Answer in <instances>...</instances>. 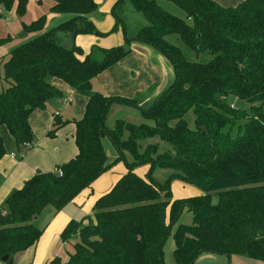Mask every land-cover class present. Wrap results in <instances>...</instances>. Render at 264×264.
Here are the masks:
<instances>
[{
    "label": "trees",
    "instance_id": "trees-1",
    "mask_svg": "<svg viewBox=\"0 0 264 264\" xmlns=\"http://www.w3.org/2000/svg\"><path fill=\"white\" fill-rule=\"evenodd\" d=\"M16 1L0 0V7L10 12ZM52 1L51 13L62 19L47 27L46 16L25 23L27 1L19 0L17 17L27 36L4 64L8 88L0 92V128L8 130L17 147L33 149L31 114L64 98L53 79L89 101L83 117L73 121L77 156L54 172L37 173L0 207V261L9 256L12 263L7 264H13L17 254L38 243L44 228L35 223L47 208L62 211L113 166L124 163L126 174L96 202L94 219L73 220L62 232L64 243L79 238L68 262L55 258L49 264H165L163 247L170 236L175 264H196L206 255L248 257L264 264V115L257 109V117L246 119L228 102L234 97L264 105V0H244L236 7L215 0H166L185 19L166 13L156 0H118L111 32L121 27L124 45L94 46L89 54L75 40L107 36L91 20L99 10L96 1ZM126 3L148 23L134 37L115 12ZM169 37H178L197 57L209 60L189 61ZM10 40L0 37V46ZM135 43L156 50L174 70L173 84L147 110L137 99L108 98L92 89L93 80L130 55ZM114 104L138 110L146 123L117 120L108 128ZM190 111L194 128L186 120ZM243 118L246 123L240 126ZM67 123L56 116L48 137L55 138ZM153 138L170 148L159 153L157 144H149L142 151V143ZM106 140L117 153L112 162ZM5 156L0 136V162ZM146 166L145 177L135 172ZM159 169L171 172L163 185L154 179ZM176 181L203 194L173 200ZM186 211L192 215L190 225L180 224Z\"/></svg>",
    "mask_w": 264,
    "mask_h": 264
},
{
    "label": "crops",
    "instance_id": "crops-1",
    "mask_svg": "<svg viewBox=\"0 0 264 264\" xmlns=\"http://www.w3.org/2000/svg\"><path fill=\"white\" fill-rule=\"evenodd\" d=\"M95 1L99 6V10L97 13L91 16V20L100 33L108 34L114 27L112 21H110L109 18L108 22L105 24L100 21H102V15L109 13V8L103 7L102 0ZM115 1L116 0L110 3V7L112 6V8H114L117 3H115ZM215 1L224 7H236L244 0ZM0 13L2 14L1 9ZM49 18L52 20L57 19L58 22L62 19L60 15H58V17H54L52 15V17L50 16ZM3 19L4 16L2 20ZM17 24H19V30H22V24L20 23L18 17ZM49 24L47 25V27L51 26V24ZM6 36L11 35H9L8 32L7 34H0V37ZM85 37H88V39H84ZM110 38L111 37L109 35L105 37H97L93 35L78 36L75 42L76 45L80 47L85 54H89L94 46L103 49H110L124 45V39H122L121 36L115 37L114 39ZM23 39L24 38H21L20 35H18L16 42L17 45H19ZM12 48L9 47L7 48V50L4 48V46H0V59H2V63L5 64L8 59L9 52ZM153 50L154 49L144 44L135 43L132 45L131 54H136L133 59L146 60L145 57H150L151 52ZM114 66L110 67L108 70H112ZM132 66H134V63H132ZM108 70H106V72ZM170 75L171 77L168 76L166 73L163 75V79L157 90L156 101L160 98L163 92L173 84L175 80L174 70L171 72ZM100 76H102V81L104 83L103 88L106 87V89H116V91L122 90L121 94L130 95L131 97H135L139 94L137 92L138 88L136 84L129 83L123 78H119L117 74L110 73V76L108 77H103V75ZM100 76H98V78ZM95 80H93V82H95ZM93 82V91H100L107 97H111V95H116V92L114 91L106 92L104 90L105 88H95L93 86ZM52 84L60 91L65 92L66 95L71 94V97H67L66 99L63 98L52 100L48 103L47 108L45 110H36L31 114L29 118V123L35 137V146L33 149L28 150L24 146L17 147L15 144V140L10 135L8 130L5 127L0 128V136L4 141V146L6 150V156L0 162V205L14 191L21 189L24 184L37 173L54 172L58 166L70 162L78 154V148L75 142L76 126L73 121L79 120L83 117L84 114L82 115V113L85 112L89 99L86 96L76 93L67 84L60 80L56 79L54 80V82H52ZM139 98L141 99L139 101L140 107L146 109V106H144L146 104V97ZM71 99H78L79 102L77 104H75V102H72L70 104V108H67V104L68 102H71ZM136 115V113L131 112L128 109H120L118 105H112L107 118V127L111 129L114 128L117 120H124L126 123H130L129 118ZM56 116L60 117L62 121L68 123L58 132L57 136L52 139L48 137V133L52 129L54 118ZM126 119H128V121ZM121 166V164L117 165V167H114L113 169L105 173L103 176H101L92 184L90 188L84 190L79 196H77L73 200V202L64 207L62 211L56 212L53 208V211L48 213L49 208H47L40 217H46L48 221V224H46L44 228V233L42 237L34 247L30 248L25 252L17 254L14 257L13 264H49L55 258H60L63 263H67L70 256L73 254L74 249L70 244L64 243L61 240L62 232L67 227V225L73 220L79 222L86 217L92 220L94 219L93 209L96 202L102 196L109 193L114 188L116 183L126 174L127 170L123 172L121 171V169H119ZM148 170L149 167L146 166L142 168V170H138L137 174L141 177H145ZM115 171L118 173H116ZM176 184L177 183L175 182L173 183L172 190L175 186H178ZM194 193L196 194V192ZM201 195L202 194H197V197ZM181 199L188 198H179V200ZM87 224L88 222L85 223V225ZM216 257L217 256H212L211 258L205 259L200 258L198 262L214 259Z\"/></svg>",
    "mask_w": 264,
    "mask_h": 264
},
{
    "label": "rangeland",
    "instance_id": "rangeland-1",
    "mask_svg": "<svg viewBox=\"0 0 264 264\" xmlns=\"http://www.w3.org/2000/svg\"><path fill=\"white\" fill-rule=\"evenodd\" d=\"M26 1H27V13H26L25 18L23 19V21L25 23L30 24L31 22L38 20V18H40L41 16H46L47 17V25L49 23L51 24V26H56L58 24L57 19L52 20L49 18L50 16L52 17V15L54 17H58V15L53 14L50 11L51 7L54 5V2L52 0H26ZM102 1H103V7L109 8V13L102 15L101 16L102 21H100V22L105 24L108 22V18H109V20L112 21V24L115 25L117 20L114 16V10H113L112 6L110 7V3L114 0H111V1L110 0H102ZM117 1L118 0H116L115 3ZM156 2L166 13H168L172 16H175L177 18H180V19L186 18L185 13L177 5L170 3L166 0H156ZM18 4H19V0L16 1L13 9L10 12H7L4 10L3 7H0V9L2 10V14L4 16V19L1 21V25H0V34L3 35V34H7V32H8V34L11 35V37H12V40H10V42L4 46L5 49H7L9 47L12 48L14 46L16 47L18 35H24L25 34V32H23V29L19 30V24H17ZM111 8H112V10H111ZM115 12H116L117 16H121L124 19L127 34L130 37H134L143 27L147 26V24H148L144 15L136 12L131 7V5L129 3L128 4L126 3L125 5L120 6L118 9H115ZM105 26H107V25H105ZM111 31L107 34L111 37L110 39H114L115 37H118V36H121L122 39H124V32H123V29L121 27L118 30H116L115 32H111ZM84 39H88V37H85ZM168 40L172 44H174L175 46L179 47L184 52V55L187 57V59L189 61L203 63V62H206L207 60H209V58L204 56V55L197 57L194 53L189 51L182 44V42L178 39V37H169ZM19 45H17V46H19ZM135 55L136 54H131V56L128 55L124 60L117 63L113 69L111 68L112 70H110V71L108 70L107 72L105 71L100 75H103V77L104 76L108 77V76H110V73L117 74V76L119 78H123L125 81H128L129 83L136 84L137 88H138L137 92L139 93L138 95H136L135 97H131L130 95L121 94L122 90L116 91V89H106V87H104L105 88L104 89L103 88L104 83L102 81V76H100V75H99L100 77L99 78L97 77L95 82H93V86L95 88H103L106 92H108V91L109 92H112V91L116 92V95H111V97H108V98H116V99L119 98V99H127V100H136L137 99L138 101H140L141 99L139 97H146V104L144 106H146L145 110H147V109H150L154 105L153 103H155V101L157 99V90H158V87H159V85L163 79V75L166 73L168 76L171 77L170 74L173 71V66L164 56L159 54L156 50H153L151 52L150 57H148V58L145 57L146 60L133 59V57ZM142 59H144V58H142ZM1 61H2V59H0V92H2L3 90H6L8 88L7 83L4 80V63H2ZM132 63H134L135 67L132 66ZM54 80H56V79L51 80V82H54ZM95 92H99V93L103 94L100 91H95ZM62 93L64 94V99H66L67 97L68 98L71 97V94L66 95L65 92H62ZM72 102H75V104H77L79 101H78V99H75V100L71 99V102H68V104H67V108H70V104ZM228 102L232 107L235 108V110L239 111V114L242 117H245L246 119H249L251 117H257L258 116L257 109H259L260 112L264 115V105L260 106V104H248V103L242 102V101H240L234 97L229 98ZM63 105H65V104H63ZM114 105H118V107H120V109H125V110L128 109L129 111L137 114L136 116H132L131 118H129L130 124L140 125V124L146 123V121L142 118V115L138 110H136L134 108L126 107L123 105H119V104H114ZM84 113H82V115ZM245 118H243L242 120H240L238 122V123H240V126H243L246 123ZM126 120L128 121V119H126ZM186 120L191 125L190 127L194 128L195 118H194L193 112L190 111L188 113V115L186 116ZM236 132L237 131H234V135ZM149 144L150 145L157 144L158 148H159V151H158L159 153H164V151H166V149L170 148L168 145L162 143L159 138H153V139H149V140L143 142L141 150L143 151L147 147V145H149ZM105 147H106L110 162H112L114 160V156H117V153L114 150V148H112V146L110 145L108 140H106V142H105ZM130 161H131V158H130ZM120 164L122 166L119 169H121V171L125 172L126 167H125L124 163H118L115 166H113L112 169L114 167H117V165H120ZM142 168H144V167L138 168L135 172L137 173V171L140 169L142 170ZM116 173H118V172H116ZM170 174H171V172L168 170L159 169L155 172L154 179L159 184L163 185L166 182V180L169 178ZM175 183H177L176 185H178V186H175L172 190V199L173 200L174 199L179 200V198H189L192 196L197 197V194H203L201 189H199L193 185L185 184V183H182L179 181H176ZM194 192H196V194ZM7 198H6V200H7ZM161 199H162V201L165 200L164 194H162ZM5 201L0 205V207H2L4 205ZM217 202H218V197L216 195H214L213 203L216 204ZM51 211H53V208L49 207L48 213ZM46 224H48L46 217L40 218V220H38L35 223V225L38 228H45ZM180 224H185V225L192 224L191 213H187V211H186L180 220ZM176 228H177V226L174 227L173 231H175ZM77 242H79V238L74 237L71 240L70 245L73 247V245L76 244ZM174 250H175V243H174L173 237L170 236L167 239V241L163 247L165 264H175V260H174V256H173ZM196 264H261V263L256 262L254 260H251L248 257L235 256V257H232L231 259H228L225 256H217L214 259L204 260L202 262L197 261Z\"/></svg>",
    "mask_w": 264,
    "mask_h": 264
},
{
    "label": "water",
    "instance_id": "water-1",
    "mask_svg": "<svg viewBox=\"0 0 264 264\" xmlns=\"http://www.w3.org/2000/svg\"><path fill=\"white\" fill-rule=\"evenodd\" d=\"M26 36H27L26 33L24 35H20L21 38H25ZM211 257H212V255H206V256L201 257V259L211 258ZM0 263L7 264V263H12V261L10 262V257L6 256V257L1 259Z\"/></svg>",
    "mask_w": 264,
    "mask_h": 264
},
{
    "label": "built area",
    "instance_id": "built-area-1",
    "mask_svg": "<svg viewBox=\"0 0 264 264\" xmlns=\"http://www.w3.org/2000/svg\"><path fill=\"white\" fill-rule=\"evenodd\" d=\"M24 147L28 148V146H24Z\"/></svg>",
    "mask_w": 264,
    "mask_h": 264
}]
</instances>
